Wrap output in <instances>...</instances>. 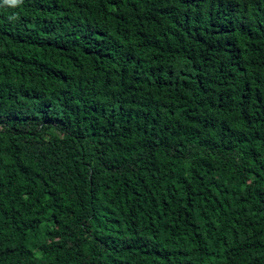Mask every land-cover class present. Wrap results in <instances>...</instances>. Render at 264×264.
Returning <instances> with one entry per match:
<instances>
[{
    "label": "trees",
    "instance_id": "obj_1",
    "mask_svg": "<svg viewBox=\"0 0 264 264\" xmlns=\"http://www.w3.org/2000/svg\"><path fill=\"white\" fill-rule=\"evenodd\" d=\"M0 264H264V0H0Z\"/></svg>",
    "mask_w": 264,
    "mask_h": 264
},
{
    "label": "snow or ice",
    "instance_id": "obj_2",
    "mask_svg": "<svg viewBox=\"0 0 264 264\" xmlns=\"http://www.w3.org/2000/svg\"><path fill=\"white\" fill-rule=\"evenodd\" d=\"M12 2H13V0H12Z\"/></svg>",
    "mask_w": 264,
    "mask_h": 264
}]
</instances>
